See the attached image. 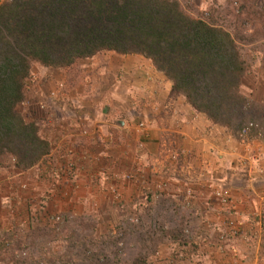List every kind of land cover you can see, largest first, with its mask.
Returning <instances> with one entry per match:
<instances>
[{
  "label": "crops",
  "instance_id": "1",
  "mask_svg": "<svg viewBox=\"0 0 264 264\" xmlns=\"http://www.w3.org/2000/svg\"><path fill=\"white\" fill-rule=\"evenodd\" d=\"M82 60L92 64L91 73L88 71L76 88L81 90L84 84L87 87L92 85L93 94L97 92L96 101L94 99L88 106H71L68 99H72V93L67 89L66 96L54 97L51 101L49 115L53 119L45 132L51 140L62 138L66 145L73 143L72 137H79L74 141L76 145L73 144L77 152L78 189L74 190L70 183L69 191L59 185L61 189L52 192L56 186L44 175L48 167L40 168L47 164L41 162L19 169L9 165L8 156L1 154V162L10 168L0 171V229L8 227L7 214L12 207L6 204L5 196L9 194L11 184H29L28 190H19L26 196V202L33 204L35 201L38 206L41 199H46L49 213L72 211L75 215L71 220L73 224L91 221L96 225L97 222L89 216L100 219L96 228L102 237L109 222H124L116 209L114 189L127 203H132L140 199L144 186L155 190V184L163 182L166 186L160 189L162 195L150 197L148 205L142 209L144 225L159 222L169 226L180 224L182 235L186 226L192 227L191 235H196L207 224L195 216L191 208L185 207L188 190L191 189L194 195L193 206L203 211L207 200L213 201L215 184H220L235 197L237 218L241 223L240 235L228 248L222 251L209 244L199 248L194 241L199 240L197 237L191 239L190 245H184L182 235L175 241L160 239V235L154 246L142 251L146 253V264H264V135L245 143L228 128L213 123L196 111L183 95H172V80L142 54L106 50L93 57L78 59L77 67ZM34 64L35 68L42 65ZM253 69L248 74L253 77V84H245L251 96L264 88V61H256ZM71 75L69 73V77ZM41 79L39 85L35 80L34 93L39 92L34 98L47 93L42 88L46 84ZM81 99L82 102L88 100ZM141 121L145 122V127L139 126ZM82 126L89 129L88 136L81 134ZM53 162L64 165L61 157H56ZM10 175L14 179H10ZM31 196L34 199L30 201L28 197ZM19 212L20 209L15 207V214ZM21 212H27L25 205ZM210 218L212 229L208 232L216 238L218 220L214 213H210ZM140 230L143 231L138 226L131 227L127 241L132 237L130 235L138 234ZM31 232L32 242L36 238L34 229ZM76 233L77 240L84 241V235L91 232L78 233L76 230ZM42 234L47 235V230L44 229ZM89 235L94 236V232ZM148 235L144 230L141 238L148 241ZM75 253L74 264L93 261L86 256L85 249L80 248ZM116 255L119 257L120 253Z\"/></svg>",
  "mask_w": 264,
  "mask_h": 264
},
{
  "label": "trees",
  "instance_id": "2",
  "mask_svg": "<svg viewBox=\"0 0 264 264\" xmlns=\"http://www.w3.org/2000/svg\"><path fill=\"white\" fill-rule=\"evenodd\" d=\"M225 4L228 5L225 0H206L199 14L182 0L4 1L0 5V153L15 155L16 166L26 169L50 151L41 117L18 109L27 89L35 88V80L34 85L26 87L33 62L71 72L78 59L106 50L150 58L172 80V95H183L213 123L236 134L253 121L262 126L264 135V108L245 89L246 75L254 71L256 61H264V53L256 54V49L249 47L253 38L249 39L252 27L248 24L233 31L221 19L210 20L223 17ZM240 4L243 7L239 10H244L245 3ZM249 50H254L253 56L247 53ZM143 212L141 209L140 223L134 225L146 227L149 234L148 241L142 238V251L154 246L160 235V239L173 241L181 238L180 224L168 228L160 222L144 225ZM89 217L95 223L101 221ZM97 223L68 222L62 229V238L46 225L34 226V233L50 241L64 238L73 244L72 240L78 239L76 230L87 231L94 232L90 236L96 244L110 242L108 233L100 237ZM43 228L47 235L42 234ZM81 248L87 250L88 245ZM144 252L131 264H146ZM9 257L1 254L0 264L7 263Z\"/></svg>",
  "mask_w": 264,
  "mask_h": 264
},
{
  "label": "built area",
  "instance_id": "3",
  "mask_svg": "<svg viewBox=\"0 0 264 264\" xmlns=\"http://www.w3.org/2000/svg\"><path fill=\"white\" fill-rule=\"evenodd\" d=\"M4 1L6 0H0V5ZM34 80H36L37 85H39V79L37 76L34 77ZM64 86L65 84L63 82H60L59 88L51 90L50 93H44L40 98H34L33 104L31 103L29 105L26 99H24V101L22 102V104H24L25 106L28 105V109H30L32 117H41V119L43 120L42 132L43 135L50 141L51 147L50 151L37 164H40L41 162L47 164H42L41 166H38H40L41 169L42 167H48L44 175L46 176V178H50V181L53 183L52 185L56 186V189H54L53 191V186H51L50 191L52 192H57V189H61L59 185H63L64 187L62 189H67L69 191L70 189H68L67 187L70 186V183L73 185V188H75L74 190L78 189V186H76V180L78 179L76 171L77 163L75 161L77 152L75 153V147L73 146V144L76 145L74 141L76 140V138L78 139L79 137H72L73 143H71V145H66L65 141L63 142L62 138L51 140L48 135H45L47 125L53 119V117H50L49 115V112L52 111V107L50 106V104L53 105L51 101L54 97L59 98L61 96L64 97L67 95ZM58 89H60V91ZM38 92V90L37 92H35L34 97L37 96ZM33 106L37 111L46 112L47 116H38L37 113L32 110ZM85 117L86 115H84V118ZM78 124L81 125L79 122ZM138 124L140 127H145L144 121H141ZM253 130H255V134L253 133ZM80 132L83 136L89 135V129H87L85 126L81 127ZM236 135L240 140L244 141L245 143H250L255 137L263 136V128L257 122L249 121L242 129H240L236 133ZM77 142L80 144V140H77ZM1 154L3 153H0V171L1 169H5V167L9 169L10 164L12 166L17 167V157L15 155L9 152H5L4 154H6L9 159V165H5L3 164V162H1ZM56 157H61V159H63L64 165L59 166L58 164H54L53 161ZM43 171L44 170H41V172ZM10 179H14V176L10 175ZM28 185L29 184L23 182L19 185L11 184V190L9 191V194L5 196L7 200L5 201L6 204H10L12 207L7 214V229H0V255H10V257L8 258L9 260H7V263L5 264H23L26 262L31 264V261L34 260V247L31 243V230L34 229V226L46 225L53 232H58L60 238H62L61 236L63 235L62 229L64 227V224L70 222L75 216L72 211L66 212L61 210L56 211L54 213H49V210H47L46 199H41L40 202H38V206L35 205V201H33V204H29L25 200L26 196L24 194H21V192L19 191L22 189L28 190ZM165 186L166 184L163 182L156 183L155 190H153L148 185L144 186L143 191L141 190L142 194L141 196H139L140 199L132 203H127L125 198L123 199L122 195L119 192H117L115 189L113 190V199L117 207L116 209L119 212L120 216L124 219V222H109L107 225L106 233H108V237L114 239L116 244L120 247V255H123L124 248L121 247L125 245V240L127 239L126 228H131L134 225L140 223V210L148 205L150 197L161 196L162 190L160 189H163ZM193 197L194 195L191 189L188 190L186 200L187 202L185 203V207L191 208L193 210V214L195 216L201 217L203 223L205 222V225L207 224V226L201 233L199 232L196 235H191L192 227L186 226L183 234L184 238H181V240L184 239L183 244L190 245V242H193L191 239L198 238L199 240L194 241L199 244V248L202 245L209 244L212 245L214 248L220 249L222 251L225 250L226 241L235 239L241 233V223L240 220L237 218V201L235 197L231 194L229 189L224 187V185L215 184L212 192L213 201H211L212 199L207 200L206 208L203 211H200L195 206H193ZM28 198H30V201L34 199L33 196ZM25 202L27 203V205L25 204ZM24 205L26 206L27 212L22 213L21 207ZM15 207H18L20 209L18 215L15 214ZM210 213H214L218 220L216 221V225L218 226L215 227V229L217 230L216 238L209 235L208 232V230L212 229ZM168 227L170 226L165 225V228ZM85 253L88 258H91V255H95V251L91 248L85 250ZM156 255H159V252H157ZM98 257L99 264H105V255L99 254ZM198 257V259L201 258L200 256ZM45 258H36V260H39V263L37 264H48Z\"/></svg>",
  "mask_w": 264,
  "mask_h": 264
},
{
  "label": "rangeland",
  "instance_id": "4",
  "mask_svg": "<svg viewBox=\"0 0 264 264\" xmlns=\"http://www.w3.org/2000/svg\"><path fill=\"white\" fill-rule=\"evenodd\" d=\"M235 1L239 2V5H237L238 3L236 4ZM182 2L186 5L187 8H189L188 5L193 6L194 9L199 12V14H201L202 11L200 7H203L206 4V0H182ZM226 2H228V5L225 4V7H223V10L221 11L223 17H211L212 19L208 17V19L213 22L214 20L221 19L224 25L228 29H231L233 31L237 30L236 28L238 27L242 29V27L244 26L243 23L248 24L250 27H252V32L249 34L251 37L249 39L253 38L252 43L249 44V47L255 48L256 54L259 53V51L261 53H264V0H225V3ZM242 2L245 3L246 7L244 6L245 9L240 11L239 9L243 7V5L240 4ZM216 15L217 14H215L214 16ZM253 52L254 50H249L247 53L253 56ZM34 65L35 64L33 62L32 74L31 77L26 81V87H29L31 84L34 85V74H36L39 77L38 79L42 78L41 80L45 82L44 84H46V87H43L42 84L41 86L47 93H50L52 87V89H55L54 86L59 88V83L63 82L65 84L64 89L66 91L68 89L70 94L72 93V96L70 95L72 99H68V101L71 102V106H77L79 104L88 106L90 105V102L93 103L94 99L96 101L97 92L96 94H93L94 87L92 85L90 87H87L84 84V86L82 85L81 90L79 88H76L81 83V79L84 77V75L88 71L89 73H91L89 69L92 64H89L86 61L82 60L81 65L69 72L72 74L70 77L69 73L64 71V69H52L42 65H37V68H35ZM80 72L82 75L80 74ZM253 81L254 79L251 75H246V85H252ZM245 89L247 90L248 88ZM73 94H75L76 96H73ZM84 95H86L85 97L88 99L86 102L81 101V98L86 99L85 97H83ZM34 96V91L31 90V88L30 90L27 89V96L25 99L27 100L29 105L31 103H34ZM253 97L256 103L264 108V88L263 90L257 91ZM64 99L66 100L67 97ZM59 100L62 104H66L64 103L65 101L63 99ZM86 106H83V110H86ZM18 109L24 112H30V109H28V105L25 106L24 104H21ZM32 110L36 112L38 116H47L46 112L37 111L34 106L32 107ZM146 225H148V223ZM145 228L143 229V231L140 230L138 234L135 233V235H130L132 237H129L128 241L127 239L125 240V245L121 247L124 248L123 255H119V257L117 255L115 256V253L118 251L119 254L120 247L116 244V242L112 240L108 243L96 244V242L92 240V237L86 234V240H72L73 244H70V242L68 240H64V238L56 241H50L48 239L41 238L40 235H36L34 233V238H36L34 239V245H32L34 247V260L31 261V264L39 263V260H36V258L38 259L39 257H46L45 259L47 260L48 264H71L72 261L75 260V256L77 255L75 252L81 248L80 243H86V245H88V248L96 251L95 255H91L93 261L88 263L94 264L95 261L99 262V252L103 251L106 261L109 264H116L117 262H119V264H131L134 263V261H136L138 257L142 256L143 240L141 236H143ZM39 234H41V232H39ZM233 240L234 239L226 241L225 249L228 248L229 244L232 243Z\"/></svg>",
  "mask_w": 264,
  "mask_h": 264
}]
</instances>
